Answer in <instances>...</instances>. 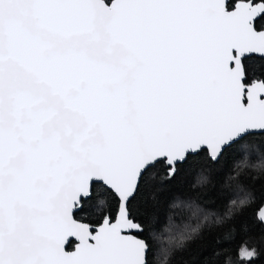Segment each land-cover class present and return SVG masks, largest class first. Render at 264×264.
I'll return each instance as SVG.
<instances>
[{"label": "snow or ice", "instance_id": "1", "mask_svg": "<svg viewBox=\"0 0 264 264\" xmlns=\"http://www.w3.org/2000/svg\"><path fill=\"white\" fill-rule=\"evenodd\" d=\"M257 145L264 0H0V264H153L157 243L160 264L174 247L187 264H223L216 246L237 232L248 239L226 264H254ZM222 160L238 193L226 213L176 200L203 221L168 215L149 235L185 166ZM99 188L113 203L94 218ZM204 222L225 228L209 256L193 248Z\"/></svg>", "mask_w": 264, "mask_h": 264}, {"label": "trees", "instance_id": "2", "mask_svg": "<svg viewBox=\"0 0 264 264\" xmlns=\"http://www.w3.org/2000/svg\"><path fill=\"white\" fill-rule=\"evenodd\" d=\"M260 151L253 150V154H250V159H259L264 157V147H260ZM257 154V155H256ZM198 159V158H197ZM251 167L245 168V175L247 176H262L264 175V169L255 167L256 163H249ZM264 164V163H261ZM235 163L231 160H222L218 165H213L211 170H207L200 165H195L193 167L185 166L181 175L177 177L176 184L178 187L174 188L171 192L163 194V199L165 205L162 207L161 211L163 213V223H160V228L157 229L155 226L152 227L149 231L151 235L152 231H155L157 235L160 234L166 226L168 215H179L185 219L186 222L190 223L191 226L195 227L197 223L203 221V215L200 217H193L191 211L187 208H172L171 205L175 203L176 200L181 201H194L196 204L200 205L205 209V213L212 212L215 213V216L212 219H215L216 216H223L227 207L230 205V200L235 199L238 193L235 191L234 183L227 181L229 175H235ZM208 176V183L201 185L198 183V180L201 176ZM251 183V181H249ZM257 188L260 186L259 180L256 185ZM113 203L112 193L105 191L103 188H99L93 196V216L98 218L100 215H103L106 210L111 208ZM249 213L253 209L247 210ZM205 223V227L202 229V238L196 242V245L193 248L200 247L204 248L207 251L205 252L206 256H209L212 253L211 241L216 236H222L225 228L223 226L212 225L209 229ZM252 236L255 240H259L261 237V231L259 225L255 230L252 231ZM248 239V236L243 232L234 233L233 236L228 240H222L221 244L216 246V251H220L223 257V264H226L228 255H231L233 260L237 257V252L239 247ZM161 245L156 244L154 253H153V264H160L163 260V255L160 251ZM222 249H227V252H223ZM174 255L169 258L168 264H187L189 260V252L187 250L181 251L180 248H173ZM201 264V262H198ZM243 264V262H241ZM254 264H264V257L258 258Z\"/></svg>", "mask_w": 264, "mask_h": 264}, {"label": "rangeland", "instance_id": "3", "mask_svg": "<svg viewBox=\"0 0 264 264\" xmlns=\"http://www.w3.org/2000/svg\"><path fill=\"white\" fill-rule=\"evenodd\" d=\"M250 154H253L252 152H250L248 154V160H249V163H256V164H261V163H264V157L263 158H259V159H250L249 155ZM257 155V154H256Z\"/></svg>", "mask_w": 264, "mask_h": 264}]
</instances>
